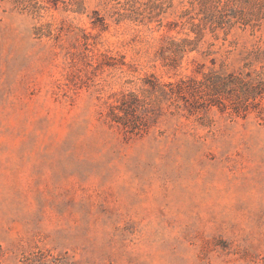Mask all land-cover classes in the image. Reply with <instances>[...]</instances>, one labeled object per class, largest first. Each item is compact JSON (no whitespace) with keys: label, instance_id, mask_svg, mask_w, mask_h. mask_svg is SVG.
I'll return each mask as SVG.
<instances>
[{"label":"rangeland","instance_id":"1","mask_svg":"<svg viewBox=\"0 0 264 264\" xmlns=\"http://www.w3.org/2000/svg\"><path fill=\"white\" fill-rule=\"evenodd\" d=\"M0 264H264V0H0Z\"/></svg>","mask_w":264,"mask_h":264},{"label":"trees","instance_id":"2","mask_svg":"<svg viewBox=\"0 0 264 264\" xmlns=\"http://www.w3.org/2000/svg\"><path fill=\"white\" fill-rule=\"evenodd\" d=\"M195 24H192L194 26ZM197 26V25H196ZM187 45L186 41L177 43L170 41L167 47L162 46L159 49L160 56L166 60V66L175 67L181 60L184 53V46ZM191 51V50H189ZM199 76H188L185 79L169 83L164 86H159V91L162 95L170 101L172 106L177 109H185L188 114H198L202 110L209 109L216 106L219 109H227V102L224 100L225 90L230 89L234 80L241 79L242 73L240 71L231 72L230 74L223 75L214 69H209L203 72L202 68L196 70ZM228 95V94H227ZM136 97L134 95L122 96L117 105L111 106L112 118L114 121L128 123L125 115H132L133 118H140V123H137V130H143L145 124H142V115L136 110ZM122 114H121V113ZM132 113V114H131Z\"/></svg>","mask_w":264,"mask_h":264}]
</instances>
